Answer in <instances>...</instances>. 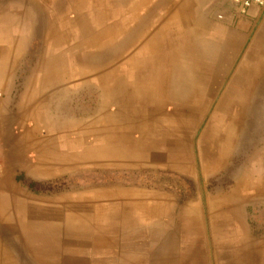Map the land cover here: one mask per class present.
Masks as SVG:
<instances>
[{
	"label": "crops",
	"instance_id": "obj_1",
	"mask_svg": "<svg viewBox=\"0 0 264 264\" xmlns=\"http://www.w3.org/2000/svg\"><path fill=\"white\" fill-rule=\"evenodd\" d=\"M262 80L261 6L0 0V264H244L247 253L255 264L245 178L241 209L215 210L226 239L210 237L199 198L178 210L176 193L122 183L45 195L18 176L78 170L83 150L94 168L192 178L191 162L150 136L211 130L228 143Z\"/></svg>",
	"mask_w": 264,
	"mask_h": 264
},
{
	"label": "rangeland",
	"instance_id": "obj_2",
	"mask_svg": "<svg viewBox=\"0 0 264 264\" xmlns=\"http://www.w3.org/2000/svg\"><path fill=\"white\" fill-rule=\"evenodd\" d=\"M261 82L264 83V80ZM255 97L253 102L241 104V117L236 133L228 137L225 136L228 138V143L220 141L218 134L211 130L205 134H201L198 130L192 135H176L175 137L172 135L150 136L151 138L158 137L162 139L163 144L166 143L162 146L164 149L162 153L166 157L176 153L178 154L177 159L184 162L190 161L192 178L170 171L166 172V170L121 171L110 168H94L89 166L88 152L83 150L81 151V167L78 170L39 180L40 187L29 188L27 182L32 180L26 177L24 180L23 176H18V178L23 182L26 181L25 184L31 192L54 195L88 190L110 183L143 185L136 180L147 181L150 176L160 178V174L164 177L166 176L165 172L170 173L168 176H170L171 187L174 190H165L161 187L160 189L176 193L178 210L190 207L194 200L199 198L202 218L211 232L210 237L217 234L220 238L225 235L226 239L229 233L231 235V232L227 227H224L221 236L220 232H217L219 228L216 227L215 210L220 208V203L223 200L230 206L241 209L240 202L234 200L233 194L236 188L239 189L241 180L247 179L244 182V187L242 186L244 190L251 182V186L256 191L251 193L253 198L250 201L246 200L249 202L242 208L244 213L239 215L241 219L243 218L246 227L249 228L251 241L252 238L256 241L255 264H264V190H260V188H264V84L258 85ZM68 113L71 114L72 111L69 110ZM173 138H176L177 141L176 149L172 148ZM95 139H97L95 135L83 136V140L91 144ZM118 153L114 152V155ZM225 249L227 251L228 247ZM244 261V264H253L252 253L250 257L247 253ZM226 262H228L226 264H233L232 261ZM221 263L224 262H218V264Z\"/></svg>",
	"mask_w": 264,
	"mask_h": 264
},
{
	"label": "trees",
	"instance_id": "obj_3",
	"mask_svg": "<svg viewBox=\"0 0 264 264\" xmlns=\"http://www.w3.org/2000/svg\"><path fill=\"white\" fill-rule=\"evenodd\" d=\"M164 174H166V176H164V177L161 174L160 175L158 174L160 176V178H156L154 176H150V178L147 181L136 180V182H138L140 184H143L145 186L156 187V188H160L161 187V188H163L165 190H174L173 187H171L170 176H168V175H170V173H166L165 172ZM27 184H28L29 188H32V189L41 186L40 183L32 182V181L31 182H27Z\"/></svg>",
	"mask_w": 264,
	"mask_h": 264
},
{
	"label": "built area",
	"instance_id": "obj_4",
	"mask_svg": "<svg viewBox=\"0 0 264 264\" xmlns=\"http://www.w3.org/2000/svg\"><path fill=\"white\" fill-rule=\"evenodd\" d=\"M240 12H245L252 5L264 7V0H230Z\"/></svg>",
	"mask_w": 264,
	"mask_h": 264
}]
</instances>
